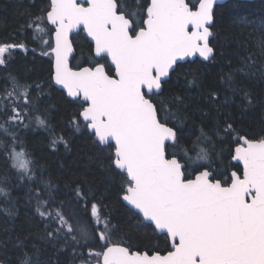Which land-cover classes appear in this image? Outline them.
<instances>
[{"label":"snow or ice","instance_id":"1","mask_svg":"<svg viewBox=\"0 0 264 264\" xmlns=\"http://www.w3.org/2000/svg\"><path fill=\"white\" fill-rule=\"evenodd\" d=\"M218 0H48L32 15L25 32L43 46L51 61L50 80L66 91L77 112L69 122L75 132H87L106 152L107 167L120 178V199L130 206L137 227L162 234L166 249L149 254L114 242L118 231L95 201L94 193L77 185L69 206L90 209L87 220L75 211L65 214V202L51 208L56 197L51 184L30 188L37 212L46 221L47 237L69 240L79 264H264V135L249 137L228 114L211 132L200 129L191 147L181 144L184 98L164 97L165 86L181 62L214 59ZM90 45L83 64L76 59V33ZM44 37H47L46 39ZM26 44L0 43V67ZM35 51V49H33ZM250 57L234 72L255 76ZM264 77V65L260 70ZM10 90L0 103V150L20 179H36L34 161L13 129L34 127L50 132L53 148L68 141L56 136L46 118L34 115L32 91L41 85L22 83L9 74ZM242 91L241 105L253 103ZM187 83H195V79ZM212 105L218 94L205 97ZM227 105L228 99L219 101ZM7 137L9 139H4ZM216 140L228 144L216 150ZM235 145L234 148L231 145ZM220 161V164H217ZM43 183V181H40ZM0 195L7 196L0 188ZM77 233V234H74ZM17 264H34L22 250Z\"/></svg>","mask_w":264,"mask_h":264},{"label":"trees","instance_id":"2","mask_svg":"<svg viewBox=\"0 0 264 264\" xmlns=\"http://www.w3.org/2000/svg\"><path fill=\"white\" fill-rule=\"evenodd\" d=\"M47 3L48 0H0V43L23 42L27 47V51L16 49L7 66L0 67V103H10L2 100L4 90L11 87L9 74L22 83L40 84L42 92L32 91L34 115L46 118L54 134L63 135L68 141L67 148L63 143L53 148L50 132L34 127L13 129L34 161L36 179L33 181L20 179L5 152L0 150V188L7 192V196L0 195V264H17L22 250L32 256L34 264H79V259L73 258V248L83 249L71 240L65 244L63 238H48L46 221L37 212L36 200L31 198L30 188L39 184L44 189L49 183L56 197L51 208L59 207L64 201L66 215L75 211L82 220H87L90 209L79 208L74 203L69 206L68 202L74 201L73 190L77 185L88 188L118 229L114 242L131 244L133 251L151 254L159 250L163 254L167 247L163 235L153 233L151 228L137 227L133 211L122 203L120 178L109 171L105 150L94 144L87 132H75L71 127L69 122L77 112L76 104L54 87L50 80V58L41 55L40 40H34L30 31L25 32L30 17L46 9ZM214 11V35L210 38L215 49L214 59L180 64L164 90V97L168 99L176 95L184 98L186 107L174 105V110L181 109L183 117L180 142L184 147H191L201 128L211 132L217 122L222 126L226 114L250 138L264 135V77L260 75L264 65V0L229 1ZM74 36L76 59L72 63L83 64L89 56L90 45L82 32ZM249 57L254 62L256 75L245 77L235 73L241 61ZM229 72L234 73L233 87L250 92L252 105L238 106L243 92H234L229 87ZM193 79L195 83L189 85L187 81ZM212 91L218 94L216 105L205 99ZM224 99L229 100L227 105L219 102ZM221 147L226 158L223 164L220 161L217 164L221 167L232 164L227 158L229 145L216 140V150Z\"/></svg>","mask_w":264,"mask_h":264},{"label":"water","instance_id":"3","mask_svg":"<svg viewBox=\"0 0 264 264\" xmlns=\"http://www.w3.org/2000/svg\"><path fill=\"white\" fill-rule=\"evenodd\" d=\"M229 1H243V2H245V1H251V0H218V4H217V6L222 5V4H224V3H227V2H229ZM217 6H216V7H217ZM216 7H215V8H216ZM74 34H76V33H74ZM74 34H73V35H74ZM83 34H84V33H83ZM85 35H86V34H84V36H85ZM195 59L203 60V59L200 58V57H192V58H188L187 61H190V62H191V61H193V60H195ZM187 61H185V62H187ZM185 62H181V64H182V63H185ZM53 85H54V87L57 88L58 90L62 91V92L65 94V96L67 97V94H66V91H65V90L61 89L60 86L55 85L54 83H53ZM67 98L70 99V100H72V99L69 98V97H67ZM232 163H235V162L232 161ZM121 201H122V199H121ZM122 203H123L127 208L130 209V206H127L126 202L122 201ZM131 211H133V210H131ZM156 234H158V233H156ZM158 235H162V234H158ZM163 254H164V253H163Z\"/></svg>","mask_w":264,"mask_h":264}]
</instances>
